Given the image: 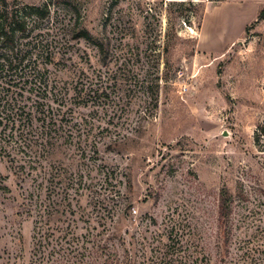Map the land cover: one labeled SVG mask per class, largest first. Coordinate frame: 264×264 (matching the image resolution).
<instances>
[{
	"label": "rangeland",
	"instance_id": "obj_1",
	"mask_svg": "<svg viewBox=\"0 0 264 264\" xmlns=\"http://www.w3.org/2000/svg\"><path fill=\"white\" fill-rule=\"evenodd\" d=\"M7 1L50 16L0 70V264H264V0Z\"/></svg>",
	"mask_w": 264,
	"mask_h": 264
},
{
	"label": "trees",
	"instance_id": "obj_2",
	"mask_svg": "<svg viewBox=\"0 0 264 264\" xmlns=\"http://www.w3.org/2000/svg\"><path fill=\"white\" fill-rule=\"evenodd\" d=\"M13 1L15 2L16 0ZM220 1L222 2L224 0H220ZM49 16H50V10L46 7L26 8L25 13L20 14V12L16 7V4L15 5L12 4L11 6V4H9L7 0H0V70L2 69V72L8 68L7 70L10 71L21 70L23 73H26L28 72L29 69H31L32 65H34L35 70L38 69L35 66L37 59L34 54V50L36 48L39 49L41 42L35 43V42H27L24 40L30 36V33L33 30L30 29L29 21H33L34 23H36V21L41 22L47 19ZM83 32L84 31L79 32L78 35H76L75 33L73 35L74 39L82 37ZM96 45L101 54V60L103 61L104 64H106L108 55L105 51V48L99 42L96 43ZM44 48L46 47H43V49ZM47 56H48V60L50 61L54 60V56L52 58L51 54H47ZM3 121L4 119L0 118V126L3 125ZM31 122H32L31 119H28L26 121L25 128L28 132H30L29 129L30 126H32ZM13 125H18V124L17 122H13ZM262 133L264 134V128H262ZM46 141H49V139H47ZM32 146H30V149ZM50 146L53 145L50 144ZM229 197L230 195L226 190L224 191V194L221 196V200H220L219 220L223 225L227 224L229 217L228 216ZM170 245L171 244L169 243L168 245L169 251L167 253L160 254L159 256H157L153 264H209L207 258L200 254L201 252H199V254H197L196 252V254L192 253L189 256L186 255L181 256V252L173 248L172 245L171 246ZM125 263L136 264L134 256L133 255L128 256Z\"/></svg>",
	"mask_w": 264,
	"mask_h": 264
},
{
	"label": "water",
	"instance_id": "obj_3",
	"mask_svg": "<svg viewBox=\"0 0 264 264\" xmlns=\"http://www.w3.org/2000/svg\"><path fill=\"white\" fill-rule=\"evenodd\" d=\"M224 136H227V134H224Z\"/></svg>",
	"mask_w": 264,
	"mask_h": 264
}]
</instances>
